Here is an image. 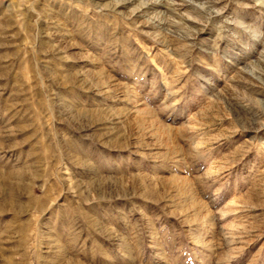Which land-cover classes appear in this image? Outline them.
<instances>
[{"label": "rangeland", "instance_id": "rangeland-1", "mask_svg": "<svg viewBox=\"0 0 264 264\" xmlns=\"http://www.w3.org/2000/svg\"><path fill=\"white\" fill-rule=\"evenodd\" d=\"M120 1L0 0V264H264V0Z\"/></svg>", "mask_w": 264, "mask_h": 264}, {"label": "bare ground", "instance_id": "bare-ground-1", "mask_svg": "<svg viewBox=\"0 0 264 264\" xmlns=\"http://www.w3.org/2000/svg\"><path fill=\"white\" fill-rule=\"evenodd\" d=\"M121 1L123 2V1H125V0H121ZM121 1H120V2H121ZM106 4H107V3H106ZM122 4H123V3H122ZM117 5H118V3L115 4V6H117Z\"/></svg>", "mask_w": 264, "mask_h": 264}]
</instances>
